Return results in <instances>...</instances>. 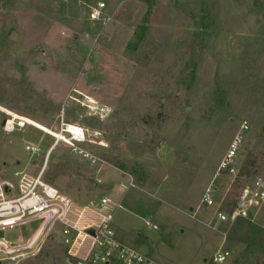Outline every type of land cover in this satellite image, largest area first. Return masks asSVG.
Returning a JSON list of instances; mask_svg holds the SVG:
<instances>
[{"label": "rangeland", "instance_id": "obj_1", "mask_svg": "<svg viewBox=\"0 0 264 264\" xmlns=\"http://www.w3.org/2000/svg\"><path fill=\"white\" fill-rule=\"evenodd\" d=\"M98 3L105 8L94 21ZM201 7L216 29L204 37L191 85L185 44L202 26ZM238 81L245 93L253 83L264 91V0H1L0 180L21 171L36 176L60 135L44 181L77 208L103 195L119 203L117 239L162 264H215L220 251L229 252L223 264H241L258 248L228 245L225 226H208L217 208L230 209L254 179L264 180L255 122L207 121L219 105L216 94ZM89 107L104 109L102 118ZM7 113L32 126L4 132ZM244 120L249 130L239 164L249 160V176L215 178ZM64 125L82 128L86 141L73 142ZM27 146L40 154H28ZM111 159L141 172H124ZM211 184L216 207L205 209L200 201ZM87 219H96L92 210ZM39 225L2 231L0 239L26 240ZM65 251L51 233L28 264H64Z\"/></svg>", "mask_w": 264, "mask_h": 264}, {"label": "built area", "instance_id": "obj_2", "mask_svg": "<svg viewBox=\"0 0 264 264\" xmlns=\"http://www.w3.org/2000/svg\"><path fill=\"white\" fill-rule=\"evenodd\" d=\"M104 8L103 3H98L91 9L94 21L102 19ZM88 109L93 115L102 118L104 109L98 108L96 113L93 107ZM7 114L9 118L2 126L6 133L13 132L15 128L22 130L26 126H32L29 120L11 113ZM68 126L71 125H64L62 132H65ZM76 128L80 134L65 133L73 142L84 143L85 131L80 127ZM248 130V123L242 122L218 164L215 178L218 176L232 177L234 180L239 178V157ZM58 142L59 139H56L53 147ZM25 150L32 156L40 154V150L33 146H27ZM51 150L47 152L42 168L36 176L21 171L11 175L8 180H0V232L40 222L39 227L26 240L10 242L0 239V264H28L40 255L51 233H55L59 244L66 250L64 264H162L117 239L113 218L115 211L120 207L119 203L103 195L98 201L91 202L89 207L77 208L69 197L44 181L43 175ZM84 158L88 159V155H84ZM91 163L96 164L95 159H92ZM216 190L211 184L204 191L200 201L202 207L205 209L216 207ZM91 210L96 216L95 220L87 219V211ZM236 219L247 220L264 230L263 179H254L242 190L231 213L217 208L214 214L215 225L211 226V222L208 226L216 230L217 226L223 225L227 226L228 230ZM228 257L229 252L220 251L215 255L213 262L223 264Z\"/></svg>", "mask_w": 264, "mask_h": 264}, {"label": "trees", "instance_id": "obj_3", "mask_svg": "<svg viewBox=\"0 0 264 264\" xmlns=\"http://www.w3.org/2000/svg\"><path fill=\"white\" fill-rule=\"evenodd\" d=\"M200 11L202 14V26H198L199 30L192 36H190V38L187 39V43L185 44L187 46V49L189 50V58L185 64V72H187L191 85H193L196 81L197 69L200 60L206 50V48L203 46L204 37H209L210 33L207 32H213L216 29V27L209 24V15L207 9L202 8ZM203 23H205L206 25H203ZM140 30L143 33H147V28L144 26L140 27ZM143 33H141V35H143ZM140 38L143 39V36ZM191 85H189L188 87L190 88ZM233 85H236V89L230 84H224L221 92H218L216 94V97L220 102L219 105H215L212 107L211 111L209 112L207 121L212 122L213 119L218 116H220L223 121L228 123L231 118L235 119V117L236 119L245 118L247 120H252L253 122H255V130L258 132L260 143H262V145L264 146V91L259 89L256 90V83H253L252 86H254V88L250 87L247 91L248 93H245V91L241 89L240 82L234 83ZM246 96H248L247 103H244L242 99L246 98ZM215 114L218 115L215 116ZM243 122L247 121L244 120ZM115 161L116 162H114V159H111V162L119 166L122 171L128 172L130 174L134 173L133 171L135 170V168L132 166V163H129L128 165L127 162H123L121 164V162H119L118 160L115 159ZM250 166L251 165L249 160L245 161V163H241L239 167L238 177H248V167ZM135 171H137V173L139 174L141 172V166L137 165V169ZM143 184V181L138 182L139 186H142ZM234 205L235 202L232 204V207L230 209L226 208L222 211L231 213ZM226 229L227 226L223 228L224 231ZM226 235L228 245H238L246 243L250 246L255 245L258 248L256 255H259L256 257L250 255L248 252L245 253V255H242L241 264H264V230L255 227L247 220L236 219L233 225L227 230Z\"/></svg>", "mask_w": 264, "mask_h": 264}, {"label": "bare ground", "instance_id": "obj_4", "mask_svg": "<svg viewBox=\"0 0 264 264\" xmlns=\"http://www.w3.org/2000/svg\"><path fill=\"white\" fill-rule=\"evenodd\" d=\"M65 132L68 133V134H72V133H74V134H80V131L77 130L76 127H72V126H68L67 127V130ZM56 139H61V136L59 135Z\"/></svg>", "mask_w": 264, "mask_h": 264}, {"label": "water", "instance_id": "obj_5", "mask_svg": "<svg viewBox=\"0 0 264 264\" xmlns=\"http://www.w3.org/2000/svg\"><path fill=\"white\" fill-rule=\"evenodd\" d=\"M4 125V122L2 123V126ZM248 199V198H247ZM90 233L92 234V231H90Z\"/></svg>", "mask_w": 264, "mask_h": 264}]
</instances>
